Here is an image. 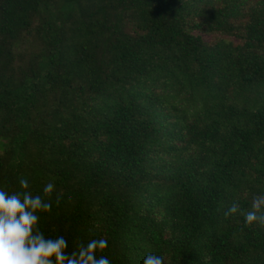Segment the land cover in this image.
<instances>
[{"label":"trees","instance_id":"16d2710c","mask_svg":"<svg viewBox=\"0 0 264 264\" xmlns=\"http://www.w3.org/2000/svg\"><path fill=\"white\" fill-rule=\"evenodd\" d=\"M20 181L54 184L40 228L70 250L264 264V0H0V188Z\"/></svg>","mask_w":264,"mask_h":264},{"label":"clouds","instance_id":"9594fccd","mask_svg":"<svg viewBox=\"0 0 264 264\" xmlns=\"http://www.w3.org/2000/svg\"><path fill=\"white\" fill-rule=\"evenodd\" d=\"M24 191L10 193L0 188V264H112L105 250V238L81 241L71 250L63 235H46L40 228L41 213L52 209L54 184L44 185L42 194L33 195L20 181ZM48 197V199H45ZM59 194L55 195L58 202ZM238 212L233 204L225 215ZM245 223L264 226V195L253 199L252 210L245 214ZM143 264H165L164 257L149 253Z\"/></svg>","mask_w":264,"mask_h":264},{"label":"rangeland","instance_id":"374dc122","mask_svg":"<svg viewBox=\"0 0 264 264\" xmlns=\"http://www.w3.org/2000/svg\"><path fill=\"white\" fill-rule=\"evenodd\" d=\"M195 36H198L202 39V41L205 44H212L215 41L219 40V39H227L229 41H234L236 43H239V39L235 38V37H228V36H224V35H217V34H208V33H204V32H194Z\"/></svg>","mask_w":264,"mask_h":264}]
</instances>
